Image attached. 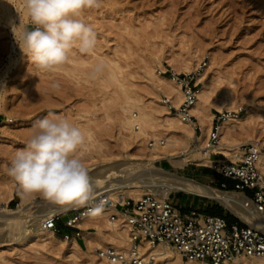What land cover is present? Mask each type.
Returning <instances> with one entry per match:
<instances>
[{"label": "rangeland", "instance_id": "1", "mask_svg": "<svg viewBox=\"0 0 264 264\" xmlns=\"http://www.w3.org/2000/svg\"><path fill=\"white\" fill-rule=\"evenodd\" d=\"M3 8L0 2V123L11 121L0 125V201L7 200L8 208H15L21 200L19 186L8 174L10 162L25 147L33 125L50 114L67 119L85 132V142L79 151L90 177L111 172L109 168L130 161L131 156L144 155L150 138L140 144L132 142L127 130L121 127L123 119L129 116L128 108L134 114L138 110L149 114L152 139L153 135L167 137L178 152L184 150L175 159L192 156L191 149L200 154L199 147L206 136L202 140L179 137L172 125H177V121L171 126L166 123L168 108L162 95L167 94L151 83L153 78L166 82L165 79L161 82L164 75L159 74L160 69L183 73L192 70L202 58L206 59V65L197 77L202 76L201 81H197L198 89L205 82L208 90L210 127L216 122L213 114L241 107V114L250 111L248 119L239 123L234 136L227 137L224 143L239 148L241 143L252 141L264 147V0H99V7L84 13L96 33L94 49L80 53L73 48L65 63L46 70L37 68L22 52ZM195 132L202 133L200 128ZM154 165L231 191L216 187L191 170L220 174L209 163L187 161L177 166L167 158H160ZM8 187L13 194L9 200ZM144 192L149 191L140 189L139 195ZM181 194L193 195L183 190L169 192L179 207L186 203L183 204ZM199 197L216 201L212 197ZM27 199L30 203L45 200L40 196ZM46 204L35 207V214L43 213ZM69 210L61 211L55 232L59 239L49 242L29 233L36 221H24L21 236L27 235L28 239L11 245L17 241L13 236L18 233L5 238L7 243L0 246V264H112L96 257L93 246L101 243L93 238L94 244L86 243L87 247L76 249L71 248V240L62 237L60 226L71 214ZM122 217L118 222L124 223ZM82 229L83 234L95 230ZM176 257V253H171L170 260L160 259L156 264H184Z\"/></svg>", "mask_w": 264, "mask_h": 264}, {"label": "built area", "instance_id": "2", "mask_svg": "<svg viewBox=\"0 0 264 264\" xmlns=\"http://www.w3.org/2000/svg\"><path fill=\"white\" fill-rule=\"evenodd\" d=\"M205 65L206 59L202 58L192 70L183 73L159 70V74L170 77L180 85L182 97L177 104L165 94L162 95V102L182 121L195 120L191 109L197 98V77ZM242 112L243 109L239 107L213 114L216 122H212L199 152L208 157L209 164L216 171L232 180L230 192L242 195L241 205L264 218V147L252 141L241 143L235 159H228L223 153L214 151L218 143L219 122ZM198 128L195 125V130ZM159 143H162L161 140ZM221 188L226 189V184L221 183ZM98 205L113 209L109 215L111 219H118L122 215L128 229L129 247L126 250L103 245L94 247L96 257L108 263L151 264L153 259L146 257L139 248L145 244L169 247L181 259L196 264H221L240 256H264L263 231L238 215L237 220L228 221L223 215L207 214L193 205H187L183 210L171 200L169 193L158 196L144 192L134 198L121 191H117L113 197L107 191H98L86 205L69 210L71 214L64 220V225L72 228L73 232L63 233L62 237L65 240L83 238L84 230L77 223ZM61 213L48 215L43 227L58 232Z\"/></svg>", "mask_w": 264, "mask_h": 264}, {"label": "bare ground", "instance_id": "3", "mask_svg": "<svg viewBox=\"0 0 264 264\" xmlns=\"http://www.w3.org/2000/svg\"><path fill=\"white\" fill-rule=\"evenodd\" d=\"M0 2L5 8V11H7L6 15L11 23L10 30L12 31L13 25L18 26L20 24L21 15L16 10V8H12L13 0H1ZM17 7L19 8L18 2ZM13 47L14 44H12V48ZM201 78L202 76L197 80L201 81ZM163 79H165V83H160V79L158 81V78H153L151 85L157 90L164 91L171 98L173 103L177 104L182 97L180 85L173 81L170 77L161 76V82ZM167 81H171L172 83L169 82L168 84H166ZM207 91L208 90L206 88V83L204 82L197 91V98L191 109L196 119L195 122L182 121L174 112H170L169 110L166 112L168 115V117L165 118L166 123H169L170 125L173 122L175 123V121H177V125H172L175 131L179 134V137L182 136L185 140H191V138H200L202 140L209 132L211 114H207V106L209 102ZM128 111L129 116H126L123 119V121L121 122V127L127 130V132L129 133L128 138L132 140V142L135 141L136 143L140 144L144 141V139L150 138L146 141V149L144 155L131 156L129 158L130 161H123L114 166L112 169L109 168L108 170H110L111 172H106L107 174L102 175H100L99 172L97 175L100 176L91 177L94 194L98 191H107L110 197H113L117 191H121L126 193L127 195L137 197L140 194V189H147L149 192L154 193L158 196H164L168 194L170 190H183L193 192L218 199L220 202L224 203L225 206H227L233 213L246 220L250 225L264 232L263 216L255 211H251L250 209L243 207L241 205V194L216 189L195 180L179 176L174 172H169L161 167L155 166L154 162L160 158H167L173 165L177 166H182L187 161H195L199 164H207L209 163V159L207 156L195 153L193 149H191V151L189 152L190 155L192 154V156L185 155L180 159H175L174 157L177 154H184V150L178 152L175 149V144L169 143V139L167 137H159L157 135H153V139L151 138L152 134L149 133V130L152 128V121L149 117V114L144 112L143 110H138V114H134V111L131 108H128ZM249 112L250 111L247 110L241 115L228 116L219 124L218 143L214 146V151L223 153L224 155L233 159L238 156L239 148L224 143V140L227 137L231 138L234 136L233 134L236 132H234V130H236V127L239 125V123L242 124L245 119H248ZM9 121H11V119L3 120L0 125H4ZM195 125L200 128L202 132L201 135L196 134ZM160 140L162 143H159ZM150 143H152L153 145H150ZM110 173H113V175H109ZM8 189L9 187L7 188V190ZM18 190L21 194V200L17 203V206L15 208H8L6 205L7 200L0 201V236L3 237L2 239H0V246L7 243L4 242L5 238L8 239V237H11L16 233L18 234L13 237L17 241L11 243V245L22 243L26 239H28L27 235L21 236V238L18 239L15 237L21 235V233H24L21 231V229L26 226L23 225V222H26V220L28 221L30 219L36 221V223L33 225L32 230L29 232L33 234L32 236L40 238L41 240H43V242H49L53 239H59V237L56 236L53 231L43 227V221L48 215L52 213L61 212L72 208H78V206H80L75 204L58 205L47 200H39L36 203H30L27 201V196L22 195L21 189L18 188ZM7 194L8 200L11 199L13 194L10 189L7 191ZM42 203H47L46 207L42 206L45 211H43V213L41 214H35V207L42 205ZM111 209V207L103 206L102 211L99 215L94 216L92 214H89L87 217L82 218L77 223V225L83 228H95L96 231L89 229L83 234V237L86 243H89V246L90 244H94V240H96L97 243H101V245L103 246H113L117 249L126 250L129 247V235L128 229L126 228L127 226L125 222H120V219H111L110 217H107V214ZM102 220L103 222L100 223ZM118 220L120 221L118 222ZM26 229L27 228H25V230ZM91 238H93L94 240L92 241ZM71 241V248L73 247L76 249H81L74 238L71 239ZM139 248L144 252L146 257L149 256V258L151 257L153 259L151 264H156V261H160V259L170 260L171 253H176V259L178 260V262L184 264H196L194 261H186L184 259H181L178 253L173 251L169 247H150L145 244L140 245ZM221 264H264V256H240L234 258L230 262H223Z\"/></svg>", "mask_w": 264, "mask_h": 264}, {"label": "clouds", "instance_id": "4", "mask_svg": "<svg viewBox=\"0 0 264 264\" xmlns=\"http://www.w3.org/2000/svg\"><path fill=\"white\" fill-rule=\"evenodd\" d=\"M12 4L21 15L19 26H12L14 38L37 68L65 63L73 48L80 53L94 49L96 33L84 13L99 7V0H13ZM85 138V132L67 119L45 116L33 125L25 147L15 153L8 174L23 196H40L58 205H86L94 192L79 151ZM101 211L98 205L91 214Z\"/></svg>", "mask_w": 264, "mask_h": 264}, {"label": "crops", "instance_id": "5", "mask_svg": "<svg viewBox=\"0 0 264 264\" xmlns=\"http://www.w3.org/2000/svg\"><path fill=\"white\" fill-rule=\"evenodd\" d=\"M191 170H193L195 172L194 174L206 177L210 181H212L213 183H215V182L229 183L231 185L230 189H232L233 183H232V180L230 178L224 177L221 174H213V173H211V172H209L207 170H200V169L196 170L195 168H193ZM192 194H193L192 196H188L186 194H181L180 195L181 198L184 199L183 204H184V202H186L185 203L186 205L185 204L181 205L182 203L179 204L180 207L183 208V210L185 209V207L187 205H193V206H196L200 210L205 212L206 208L212 207V205H214V204H218L220 206V213L219 214H211V215H223V216H225L228 219V221H233V220H237L238 219L236 214L233 213L228 207L225 206L224 203L221 202L222 204H224V205H222L218 199L214 198V199H216V201L209 200V199H204V198L201 199L199 197L200 194L193 193V192H192ZM202 196H204V195H202ZM207 197H209V196H207ZM229 211L232 212V213H230ZM80 228H82V227H80ZM60 230H61L62 234L66 233V232H69V233L73 232L72 228L66 227L65 225H61L60 226ZM74 240L79 244V246L81 248L87 247L84 237L83 238L79 237L77 239L75 238Z\"/></svg>", "mask_w": 264, "mask_h": 264}, {"label": "trees", "instance_id": "6", "mask_svg": "<svg viewBox=\"0 0 264 264\" xmlns=\"http://www.w3.org/2000/svg\"><path fill=\"white\" fill-rule=\"evenodd\" d=\"M216 187H221V182H215L214 183ZM226 188L230 189L231 185L229 183H225ZM205 213L207 214H219L220 213V206L218 204L212 205V207L206 208Z\"/></svg>", "mask_w": 264, "mask_h": 264}, {"label": "water", "instance_id": "7", "mask_svg": "<svg viewBox=\"0 0 264 264\" xmlns=\"http://www.w3.org/2000/svg\"><path fill=\"white\" fill-rule=\"evenodd\" d=\"M20 237H21V235H19V236L15 237V238H17V239H18V238H20ZM13 240H15V239L13 238Z\"/></svg>", "mask_w": 264, "mask_h": 264}]
</instances>
